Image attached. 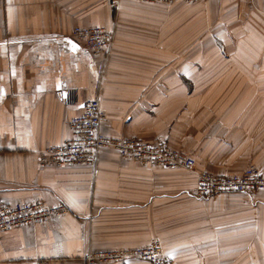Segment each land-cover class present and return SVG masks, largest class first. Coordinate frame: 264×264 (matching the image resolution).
Returning <instances> with one entry per match:
<instances>
[{
    "label": "crops",
    "instance_id": "obj_1",
    "mask_svg": "<svg viewBox=\"0 0 264 264\" xmlns=\"http://www.w3.org/2000/svg\"><path fill=\"white\" fill-rule=\"evenodd\" d=\"M76 26L112 32L93 54ZM96 98L108 137L163 141L192 170L121 157L41 165ZM264 175V0H0V201L66 214L0 233V264H86L159 240L170 264H264V190L196 197L198 172ZM96 264H148L126 262Z\"/></svg>",
    "mask_w": 264,
    "mask_h": 264
},
{
    "label": "built area",
    "instance_id": "obj_2",
    "mask_svg": "<svg viewBox=\"0 0 264 264\" xmlns=\"http://www.w3.org/2000/svg\"><path fill=\"white\" fill-rule=\"evenodd\" d=\"M121 0H109L117 7ZM140 2H160L171 4L176 1L194 2L198 0H136ZM72 36L93 54H99L112 40L111 30L103 26H76ZM105 113L96 98L87 99L82 111L70 118L68 126L71 137L60 144L49 145L39 154L41 165L63 166L69 164L92 163L99 150L110 147L121 157L149 166L162 168H185L192 170L195 161L189 154L171 147L163 141L150 142L137 138H118L105 136L100 129ZM264 190V175L252 165L242 172L229 175H216L207 171L197 173L191 192L196 197L210 196L220 192L254 193ZM65 204H47L41 200H25L14 204L0 201V233L25 226L42 223L50 218L66 214ZM131 257L161 263V245L155 240L149 244L132 249H109L88 251L83 254L86 264L113 263ZM38 264H47L40 261Z\"/></svg>",
    "mask_w": 264,
    "mask_h": 264
},
{
    "label": "rangeland",
    "instance_id": "obj_3",
    "mask_svg": "<svg viewBox=\"0 0 264 264\" xmlns=\"http://www.w3.org/2000/svg\"><path fill=\"white\" fill-rule=\"evenodd\" d=\"M155 241V240H153ZM159 241V240H157ZM152 242V241H151ZM150 242V243H151ZM160 245H161V251H162V259H164V261H161V263H152V262H149L147 261L146 259H143V258H139V257H131V258H127L126 260H123V261H119V262H126L127 260H130V259H137V260H141V261H145L147 262L148 264H170V260H169V257L166 255V253L164 252L163 250V247H162V243L161 241H159ZM149 244V243H148ZM143 246V245H142ZM136 247H139V246H136ZM132 248H135V247H132ZM132 248H118V249H132ZM109 250V249H108ZM117 250V249H116ZM118 262V261H117ZM116 262V263H117ZM112 263V262H111ZM115 263V262H113Z\"/></svg>",
    "mask_w": 264,
    "mask_h": 264
}]
</instances>
